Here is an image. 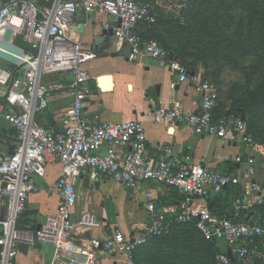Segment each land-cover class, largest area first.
I'll return each instance as SVG.
<instances>
[{"label":"built area","instance_id":"2783aa9c","mask_svg":"<svg viewBox=\"0 0 264 264\" xmlns=\"http://www.w3.org/2000/svg\"><path fill=\"white\" fill-rule=\"evenodd\" d=\"M40 1L42 5L37 0H6L0 8V43L11 28L14 44L21 40L27 45L24 55L17 57L16 69L0 67V117L16 129L19 140L14 152L1 154L0 200L6 204L0 220V264H15L19 246H32L36 241L54 247L51 264H100L101 254L114 259L115 264H137L138 251L151 239L169 236L174 224L192 222L206 241L218 247L216 264H264V213H259V208L264 207V185L255 179L257 161L253 154L246 161L237 159L245 169L243 176L223 174L193 164L190 155H183L182 162L170 146L150 155L146 132L139 122L96 123L85 116L87 102L95 96L90 84L94 77L86 65L98 54L71 38L70 29L79 9L86 14L106 13L114 19V37L128 46L130 62L144 57L154 59L178 75L180 83L190 81L201 94L197 110L162 106L154 113L156 122L185 123L198 137H238L247 148L263 153L262 146L249 133L246 120L240 116L216 117L220 92L212 80L202 74L192 76L158 40H146L139 34L141 25L156 26L162 15L182 20L183 12L194 0ZM59 73L73 77L71 82L55 88L67 90L72 103L65 110L63 128L50 131L36 117L49 108L48 94L52 89L44 85V78ZM104 147L106 153L102 154ZM52 160L61 163L62 173L47 190L59 195L61 203L38 230L22 232L19 224L26 205L33 194L41 192L35 178L46 177ZM87 171H91L93 179L97 175L109 177L128 188L133 197L143 194L151 219L142 235L127 236L114 229L105 239H92L89 246L77 244L76 232L100 227L97 217L89 212L78 222L72 219L78 181ZM147 182L184 192L179 204L169 209L175 218L158 212L156 197L143 192ZM226 188L237 190L239 196L232 212L219 217L207 204Z\"/></svg>","mask_w":264,"mask_h":264},{"label":"crops","instance_id":"0c3cea01","mask_svg":"<svg viewBox=\"0 0 264 264\" xmlns=\"http://www.w3.org/2000/svg\"><path fill=\"white\" fill-rule=\"evenodd\" d=\"M5 1L0 0V8ZM114 24V19L106 13L86 14L79 9L70 29L73 41L81 42L86 48H91L98 54L95 61L86 65V69L94 77L90 84L95 96L87 102L85 116L96 123L139 122L144 126L150 155H157L165 146H170L182 162L183 155H190L193 164H202L212 171L223 174L243 176L245 169L237 159L242 158L246 161L248 156L253 154L257 161L255 179L264 185V146L261 150L263 153H260L247 148L238 137L228 139L198 137L185 123L155 121L154 113L160 107L180 105L186 111H195L202 103V96L190 81L180 83L178 75L162 68L154 59L144 57L139 61L130 62L128 46L120 44L114 35L109 34ZM153 27L141 25L139 34L146 40L156 39L163 43V40L158 39ZM99 39L103 42L97 43ZM19 41L22 45L16 43L15 45L23 53L26 52L27 45ZM100 54L104 57L100 58ZM0 67L13 69L17 68V64L7 65L0 59ZM197 74L204 75V72L199 68ZM72 80L73 77L69 73L44 78V85L52 89L48 94L49 108L40 113L36 121L50 131L63 128L65 110L72 103V96L67 90L55 88L58 84L69 83ZM103 82L110 88L105 90ZM218 112L220 107L217 109ZM18 143L16 129L0 117V164L2 152H14ZM101 153H106L105 147ZM46 171L45 178H35L41 192L33 194L26 205L19 224L22 232L32 233L38 230L47 216L57 212L61 203L59 195L47 190L60 178L61 163L52 160L48 163ZM1 188L0 175V192ZM232 190L230 189L228 193L233 194ZM146 191L156 197L158 212H166V216L175 218L169 209L178 205L180 198L175 200L173 189L165 188L157 182H147L143 185V192ZM77 193L78 201L72 209L73 221L78 222L83 214L89 212L100 222L99 228L76 232L77 244L80 246H89L92 239H105L114 229H120L127 236L142 235L150 223L151 215L146 209L143 194L133 197L128 188L116 184L107 176L97 175L93 179L91 171L84 172L78 181ZM231 199L235 202L236 198L232 195ZM5 204V200H0V220L4 217ZM207 205L209 207V202ZM227 210V213H231L233 207ZM1 233L0 226V235ZM54 252L53 246L37 241L32 246L21 244L15 264H51ZM98 258L100 264H115V260L108 256L101 254Z\"/></svg>","mask_w":264,"mask_h":264},{"label":"trees","instance_id":"16d2710c","mask_svg":"<svg viewBox=\"0 0 264 264\" xmlns=\"http://www.w3.org/2000/svg\"><path fill=\"white\" fill-rule=\"evenodd\" d=\"M202 1L194 0L193 4L183 12V17L195 8L197 9V7L201 5ZM257 1L258 7L261 9V12H263L264 15V0ZM37 2L41 5L43 4V2L40 0H37ZM207 3L210 2L207 0L206 4ZM161 17L166 16L162 15ZM167 17L173 19L171 20L170 24H168L169 28L182 26L179 22L181 21L180 19H176L172 16ZM211 20H202V29L205 30L206 36H213L215 33H217L216 25L218 24V21L214 20L211 22ZM200 23L201 21H199V24ZM213 38L217 39L219 37ZM15 43L18 45H22L19 40H17ZM160 43L163 45L162 42ZM207 45H212V47L214 48V50H210L213 51L210 52V56L206 55V50H203L197 57H191L192 59L188 58L187 55L182 51H180L182 53L177 54L173 50L171 51L167 46H163L171 53H173L175 57H178L190 72H194L197 74L199 72L200 63H202V65L205 67L207 75L211 74V69H213V76L216 79L214 83L218 87L221 83L220 64H223L224 62L232 63V65H234L238 69L244 70L246 76H248L247 78L249 81L246 84L247 87L244 89V87H241L240 84H238L235 87V94H228V96H226L228 106L223 104L224 100L221 98V101L219 100L220 104L218 106L220 107V112L217 113V108L215 110V115L216 117H241L243 113L246 114V122L248 124L249 133L259 145L264 146V124L259 125L260 118H258L257 115L254 114L255 112L259 111L262 117H264V30H260L253 37H249L247 39L241 37L237 40L228 39L227 41L222 40L214 43H207ZM246 62L249 64V66L245 65ZM248 69H251L252 73H248ZM252 74H254L253 76H255V74H259L261 78L259 84L253 83L254 78L252 77ZM205 78L208 77L205 76ZM219 92L221 93L220 88ZM248 95L252 96V103L251 100L247 98ZM173 190L176 197L175 200L184 196V192H181L178 189ZM229 191L230 189L226 188L224 194H222V196L219 195L221 196L220 198L217 196L218 198L209 200V208L211 212L216 216H227V208L233 207L234 202H232L231 197L232 195L235 196V198L238 197V192L233 189V194H231L228 193ZM259 213H264V207L259 208ZM173 244H178V246L181 245V250H187L190 247H193V251L197 250L198 253L202 252L201 254L203 255V258H206L207 256L209 259H211L210 261H213V263L216 264L218 247L215 244H211L206 241L200 235L195 226V223L193 222L187 224H174L172 233L169 236L151 239L146 246L138 251L137 264H165V262H167L165 259L168 258V249L166 248V246H172ZM176 256L182 258L183 261L192 260L189 253L179 254V252L177 251ZM202 261H204V259L201 258V262ZM169 264H175V261H172Z\"/></svg>","mask_w":264,"mask_h":264},{"label":"rangeland","instance_id":"374dc122","mask_svg":"<svg viewBox=\"0 0 264 264\" xmlns=\"http://www.w3.org/2000/svg\"><path fill=\"white\" fill-rule=\"evenodd\" d=\"M139 1L147 3L150 0ZM208 1L210 3L206 4L207 0H203L201 5L198 6L199 8H195L186 16H184L183 19L179 21L182 26L169 28L168 24H170L171 20L173 19L170 17H161L159 24L154 26L153 29L155 30L156 34H158V39L163 40V45L167 46L171 51L173 50L177 54L184 52L188 58L192 59L191 57H197L203 50H206V55H211L210 52L213 51L210 50H214V48L212 45H207V43H214L222 40L227 41L228 39L237 40L241 37L247 39L249 37H253L260 30H264V15L263 12H261V9L258 7L257 0ZM205 19H212L211 22L214 20L218 21V24L216 25L217 33H215L213 36H206L205 30L202 29V20ZM199 21H201L200 24ZM213 37L219 38L216 39ZM0 59L4 64L6 63L8 65L10 63L6 60H3L2 58ZM245 65L249 66L247 62ZM220 66V101L222 98L224 100L223 104L228 106L226 96H228V94H235V87L238 84H240V86L244 87L245 89L247 87L246 84L249 81L245 71L238 69L232 65V63L224 62L223 64H220ZM199 67L203 70L205 76H207L210 80H213V82L216 81L215 77L213 76V69H211L212 73L207 75L205 67L202 65V63L199 64ZM4 69L13 70L16 68ZM248 70V73H252L251 69ZM253 75L254 74H252V77L254 78L253 83L259 84L261 80L259 74H255V76ZM247 98L251 100V103L253 102L251 95H248ZM254 114L260 118L259 125L264 124V117H262L261 113L257 111ZM180 247L181 245L178 246V244L166 246L168 249V258L165 259L167 261L165 264H169L172 261H175V264H214L213 261H210L211 259H209L207 256V259L203 258V255L201 254L202 252L198 253L197 250L193 251V247H190L187 250H181ZM177 251L179 254L189 253L192 260L183 261L182 258L176 256ZM201 258L204 259V261L201 262Z\"/></svg>","mask_w":264,"mask_h":264},{"label":"water","instance_id":"95a60500","mask_svg":"<svg viewBox=\"0 0 264 264\" xmlns=\"http://www.w3.org/2000/svg\"><path fill=\"white\" fill-rule=\"evenodd\" d=\"M33 1V0H30ZM110 35H114L113 34V30L109 31ZM12 35H13V30L11 28H8L6 30V33L3 37V41L0 43V58H2L3 60H6L12 64H18L19 63V59L17 57H21L24 55L23 51L20 50L15 44L14 41L12 40ZM103 42L101 39L97 40V43H101ZM100 58H103L104 55L100 54L99 56ZM192 76L195 75L194 72L191 73ZM242 119L246 120V114H242ZM229 257L234 260L232 253L229 252ZM83 261V260H82Z\"/></svg>","mask_w":264,"mask_h":264},{"label":"bare ground","instance_id":"6f19581e","mask_svg":"<svg viewBox=\"0 0 264 264\" xmlns=\"http://www.w3.org/2000/svg\"><path fill=\"white\" fill-rule=\"evenodd\" d=\"M107 80V79H106ZM110 80V79H109ZM103 81V80H102ZM105 81V80H104ZM110 83V82H109ZM102 86H103V88L105 89V90H107V89H109L110 87L107 85L106 86V83L104 84V82H103V84H102Z\"/></svg>","mask_w":264,"mask_h":264}]
</instances>
